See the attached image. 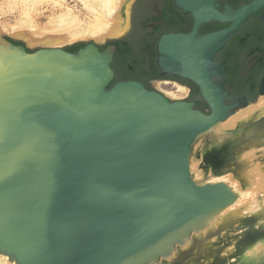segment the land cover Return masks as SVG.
I'll list each match as a JSON object with an SVG mask.
<instances>
[{"label": "water", "instance_id": "obj_1", "mask_svg": "<svg viewBox=\"0 0 264 264\" xmlns=\"http://www.w3.org/2000/svg\"><path fill=\"white\" fill-rule=\"evenodd\" d=\"M173 3L193 25L159 36L158 77L193 82L190 99L117 79L114 43L31 51L0 35V254L10 261L160 264L238 199L225 181L197 180L191 156L264 95V75L254 98L228 91L215 59L264 0ZM210 23L228 25L203 33Z\"/></svg>", "mask_w": 264, "mask_h": 264}, {"label": "bare ground", "instance_id": "obj_2", "mask_svg": "<svg viewBox=\"0 0 264 264\" xmlns=\"http://www.w3.org/2000/svg\"><path fill=\"white\" fill-rule=\"evenodd\" d=\"M20 1L25 4L24 14L28 22L32 21V5L53 1L63 6L65 0ZM83 1L92 13L90 20L84 22L69 8L53 16L42 31L27 29L23 34L31 36L32 41L58 46L82 38L105 40L124 33L128 27L131 0ZM4 31H8L7 27L0 25V33ZM171 83L170 80H158L156 85L172 99L187 94L188 88L183 83L175 82L172 89L164 86ZM214 133L218 136L219 152L211 163L212 168L205 169L193 153L191 170L197 180L229 183L238 193V199L214 216L203 230L194 232L186 244L178 245L174 253L163 258L160 264H264V95L218 124ZM217 162L221 164L217 168L225 171L215 170ZM244 166L252 168L243 172ZM245 227H253L248 236L243 235ZM0 264L15 262L0 254Z\"/></svg>", "mask_w": 264, "mask_h": 264}, {"label": "rangeland", "instance_id": "obj_3", "mask_svg": "<svg viewBox=\"0 0 264 264\" xmlns=\"http://www.w3.org/2000/svg\"><path fill=\"white\" fill-rule=\"evenodd\" d=\"M167 1L168 0H131L128 8V27L125 29L123 34L119 36L108 37L105 40L82 38L58 46L66 47L67 49H69L71 46H73L76 43H80V42L89 43L95 41L97 44H99L102 47L105 46L112 39H126L132 43L134 48L140 49L146 40L154 41L156 39L155 37L157 36V33L151 35L150 32L151 26L148 25V23L145 24L144 23L145 20L148 17L152 16L155 12H157L158 8H160L161 5L166 4ZM69 8L72 9L75 15L80 16L84 20V22L92 18V13L86 8L83 0H65L63 6L56 5L53 1H44L31 6L30 16L32 17V21L27 22V16L24 14L25 4H23L20 0H0V25H5L8 29V31H4L0 33V35L7 38L8 37L12 38L15 41L22 42L28 49L33 51L42 47L56 46V45H50V44L32 41L31 36H28L25 33L23 34V30L25 31L27 29H31L33 31L37 29L38 31L39 30L42 31L45 24L53 16L58 15L61 12L67 11ZM30 25H34V26L32 28H29ZM113 66L116 70L117 76H122L127 67V65H125L124 62L122 61L120 55L115 58V61L113 62ZM170 81H172L171 84H167L164 86L172 89L174 88L175 82L181 83L178 80H175L174 82L173 79H171ZM156 82H158V80H155L153 84L154 87L158 89ZM185 86L188 88L187 94L183 95L177 100L191 98L190 97L192 94L190 90L191 88L188 85ZM200 139L201 140H199L200 142L198 143V146L195 145L194 155H196L201 160L202 164L205 165L204 166L205 169L208 170L212 168L211 163L213 160L216 159L218 155L219 141L214 133H210L208 136H204ZM262 155L264 156V154ZM220 165L221 164L217 162L215 165L216 166L215 170L225 171L223 169L217 168V166ZM250 168H252V166H250L249 168L248 166H244L242 171L247 172L250 170ZM237 171L234 170L233 172H235L237 175H241ZM193 175L194 177H196V174ZM241 182L243 183V185H245L243 180H241ZM249 226L250 223L248 224L247 227ZM247 227L244 228L245 229V232L243 233L244 236H248L249 234L252 233L253 227L252 228H247ZM162 264H167V263L163 262Z\"/></svg>", "mask_w": 264, "mask_h": 264}, {"label": "flooded vegetation", "instance_id": "obj_4", "mask_svg": "<svg viewBox=\"0 0 264 264\" xmlns=\"http://www.w3.org/2000/svg\"><path fill=\"white\" fill-rule=\"evenodd\" d=\"M217 1L221 4V9H224L226 4H231L233 7L238 8L247 3H250L252 0H217ZM164 7L165 4L161 5L160 8H158L157 12H155L152 16L148 17L144 22L145 24L148 23V25L151 26L150 28L151 35L156 34L157 33L156 31H160L164 27V25L167 24L168 19L164 15ZM263 14H264V5L256 13H254L252 16L249 17V19L241 27L239 33L229 41V43L232 41L237 43V48L239 49L235 60L226 61L225 56L223 54L217 56L218 54L217 53L215 55V59L217 61H222L225 63L227 70L226 89L233 94L246 95L249 98H251L252 96L255 97L258 94L260 81L264 75V20L261 19L260 17ZM211 24H215V23H211ZM203 26L201 27L203 33H207L209 31L221 27H225V26H218V27L210 28L205 31L203 29ZM191 29L192 26L189 30L174 29L169 32L187 33L191 31ZM100 48L102 49L101 46ZM236 61L238 62L239 65L235 73L236 79L231 82H228L229 81L228 67L233 66L234 65L233 62ZM141 70L145 71V75L142 77L138 75V72L140 70L135 66V64L133 65L132 62L128 63L125 72L120 79H130V80H137L140 82H144L145 85L149 88H155L153 84L155 80L173 79V80H178L185 85H188L191 88L190 89L191 93L193 92L194 89L193 85H195L193 82L180 79L178 77H173L170 75L158 77L159 71L154 72L150 70V67L148 66L147 63L142 64ZM186 82H190V83H186Z\"/></svg>", "mask_w": 264, "mask_h": 264}, {"label": "trees", "instance_id": "obj_5", "mask_svg": "<svg viewBox=\"0 0 264 264\" xmlns=\"http://www.w3.org/2000/svg\"><path fill=\"white\" fill-rule=\"evenodd\" d=\"M164 15L168 19L167 24H165L164 27L160 31H156L157 36L155 37L156 39L154 41L146 40L140 49L134 48L132 43L126 39L111 40L105 46H102V49H104L110 43L116 44L118 47L116 57L120 55L125 65L131 62L133 65L135 64V66L140 70L138 72V75L141 77L145 75V71L141 70V66L143 63H147L148 66L150 67V70L154 72L158 71L155 61L157 57L156 56V44H157L159 36L165 32H169L174 29L189 30L193 22L191 16L183 14L182 11L174 5L172 0H168L167 3L165 4ZM225 25L227 24H211L210 23V24L204 25L203 29L206 31L213 27L225 26ZM9 39L18 44L22 43L19 41H15L12 38H9ZM86 44L87 43H84V42L76 43L73 46H71L68 50L72 52H76L79 48L85 46ZM238 51L239 49L237 48V43L232 41L227 46H225L224 49L218 52L217 56H220L223 54L225 56L226 61L235 60L237 57ZM233 64H234L233 66L228 67V73H229L228 82H231L236 79L235 73L239 65L237 61L233 62ZM120 78L121 76H117V79H120ZM186 83H190V82H186ZM193 88L194 89H193L191 96L198 92V87L196 85H193ZM251 98H254V96H252ZM197 107L204 111H208L207 104L203 102H198Z\"/></svg>", "mask_w": 264, "mask_h": 264}]
</instances>
